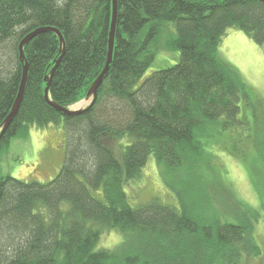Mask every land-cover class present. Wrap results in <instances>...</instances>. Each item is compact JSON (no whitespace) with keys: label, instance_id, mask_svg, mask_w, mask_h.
<instances>
[{"label":"trees","instance_id":"16d2710c","mask_svg":"<svg viewBox=\"0 0 264 264\" xmlns=\"http://www.w3.org/2000/svg\"><path fill=\"white\" fill-rule=\"evenodd\" d=\"M117 3L112 65L96 100L81 113L64 114L45 97V78L61 57L59 35L40 32L23 47L28 79L20 108L1 135L0 156L14 137L51 124L65 126L67 152L49 181L0 171V264H239L260 256L255 227L262 217L233 197L216 168L201 171V161L205 151L247 125L242 105L264 109L237 68L218 55L232 27L264 44V3ZM112 13L113 0H0V133L20 90L21 40L40 27L61 31L65 52L49 97L69 108L87 96L105 67ZM167 22L176 33L163 46L179 49L180 61L138 85ZM230 146L224 150L235 156ZM151 155L180 208L156 198L137 207L129 203L125 186ZM105 230L123 233L121 257L98 248Z\"/></svg>","mask_w":264,"mask_h":264},{"label":"rangeland","instance_id":"374dc122","mask_svg":"<svg viewBox=\"0 0 264 264\" xmlns=\"http://www.w3.org/2000/svg\"><path fill=\"white\" fill-rule=\"evenodd\" d=\"M176 33L175 24H164L161 41L156 50V57L138 85L155 70L168 68L180 61L179 49H168L164 43ZM218 55L223 61L234 65L244 81L264 103V44L255 42L245 31L238 28H229L218 47ZM88 105L82 99L70 106L79 108ZM260 106L242 105L247 125L237 127L233 133L237 137H230L227 145L220 142L203 153L201 171L217 169L226 177L233 197L245 201L249 206L256 208L262 217L256 223L255 236L261 247L260 256L244 258L239 264H264V207L259 194L264 192V109ZM67 130L63 124H51L45 128L31 127L11 140L0 158V171L4 175L27 180L49 181L62 168L67 152ZM219 143V144H218ZM234 147L236 154L232 155L225 146ZM114 150L119 154L117 144ZM213 153H212V152ZM201 158V159H203ZM192 160H196L192 158ZM197 162L195 163V165ZM199 168V165H198ZM140 175L125 186L129 203L137 207L154 198L159 201L180 208V201L176 194L167 186L162 176L165 171L151 155L147 164L142 168ZM200 173V171H198ZM183 174V173H182ZM259 190L257 192L256 187ZM226 195L228 191L224 190ZM234 198L229 197L233 209ZM222 210L220 204L216 205ZM220 206V207H219ZM124 241L123 233L116 230H105L99 240L98 248H106L122 256L120 245Z\"/></svg>","mask_w":264,"mask_h":264},{"label":"water","instance_id":"95a60500","mask_svg":"<svg viewBox=\"0 0 264 264\" xmlns=\"http://www.w3.org/2000/svg\"><path fill=\"white\" fill-rule=\"evenodd\" d=\"M262 3H264V0H260ZM117 15H118V3L117 0H113V13H112V22L111 23V29H110V35H109V49H108V58L105 64V67L103 69V71L101 72V74L97 77V79L94 81V83L92 84V86L90 87L87 96L84 98L86 100V102H88V105L83 106V107H79V108H67V107H63L61 105H59L58 103L54 102L53 100L50 99L49 97V89H50V83H51V79L53 78V74L56 70V68L58 67L62 56L65 52V39L63 37V34L61 33V31L55 27H40L37 28L33 31H31L30 33H28L20 42L19 44V53H20V57L22 62L24 63V68H23V74H22V80H21V85H20V90L16 99V102L14 104V107L12 109V112H10V114L8 115V117L6 118L3 128L1 130L0 133V138L2 133L5 131V129L9 126V124L11 123V121L13 120L14 116L16 115V113L18 112L23 96H24V91H25V87H26V83H27V79H28V72H29V65L28 62L26 60V56H25V51H24V46L27 42H29L34 36H36L38 33L40 32H44V31H55L57 35H59V39H60V43H61V57H59V59L56 61V64L54 65V67H52V70L50 72V74H48L46 76V81H47V85L45 87V97L48 100V102L57 110L61 111L64 114H77V113H81L84 110L88 109L96 100L97 95H98V88L100 87V85L102 84L105 75L108 73L109 69H110V65L112 60H113V54H114V44H115V37H116V26H117Z\"/></svg>","mask_w":264,"mask_h":264},{"label":"crops","instance_id":"0c3cea01","mask_svg":"<svg viewBox=\"0 0 264 264\" xmlns=\"http://www.w3.org/2000/svg\"><path fill=\"white\" fill-rule=\"evenodd\" d=\"M11 143V142H10ZM9 146V145H8ZM2 154V153H1ZM0 158H1V156H0Z\"/></svg>","mask_w":264,"mask_h":264}]
</instances>
